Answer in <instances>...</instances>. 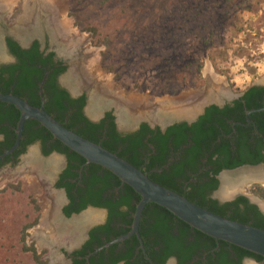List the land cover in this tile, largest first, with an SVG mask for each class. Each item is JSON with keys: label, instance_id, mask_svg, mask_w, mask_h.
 I'll return each instance as SVG.
<instances>
[{"label": "trees", "instance_id": "1", "mask_svg": "<svg viewBox=\"0 0 264 264\" xmlns=\"http://www.w3.org/2000/svg\"><path fill=\"white\" fill-rule=\"evenodd\" d=\"M148 15L144 14L150 18ZM163 16L169 19L167 21H182L183 18L181 13L173 11H169L170 18L168 14ZM160 18L162 19V16ZM210 38H203L204 43H208ZM7 45L17 62L0 68V93L12 94L24 99L33 107H39V85L47 74L42 84L44 110L66 129L117 155L140 169L154 183L185 197L196 206L231 221L264 230V214L246 197H238L223 204L211 198V194L218 188L217 176L221 171L244 165L264 164V111L249 115L250 124L245 118L247 111L264 107V87H248L241 92L242 97L234 101L232 106H209L204 114L190 125L175 124L161 132L159 128L150 129L146 124H141L137 131L122 135L117 132L111 113H107L99 123H91L83 114L85 96L71 99L66 91L58 87L57 78L66 68L53 61L52 53L45 55L40 52L37 42L28 50H22L9 39ZM194 56L182 54L172 62H167L164 65L165 70L158 71L155 75L156 87L147 86L146 89L153 96L160 97L177 94L186 88H201V56L195 59ZM135 89L142 90L139 86ZM19 115L14 106L0 103V135H4L0 153L13 145ZM3 124L7 126L4 127ZM37 142L41 144L45 155L57 152L65 155L69 163L85 162L55 140L39 123L29 120L23 130L19 146L22 148L21 152H24L28 145ZM100 169L102 168L91 165V176L88 178L90 189L95 186L99 188L97 196L90 190L75 210L77 213L88 205L108 210L106 223L90 233L87 246L93 249L95 245L93 250L129 232L136 204L140 201L139 195L125 184L120 189L118 198L104 197L101 201V195L122 183L103 169V176H98L97 171ZM11 188L17 189L12 186ZM250 190L252 194L264 200V188L254 185ZM31 203L35 212L39 213L36 200L31 199ZM71 203L75 204L72 198ZM65 212L69 216L70 213L67 210ZM37 223L36 217L33 223L23 230L21 247L23 252L31 254L35 264H46L34 247L26 244V230ZM191 231L196 230L160 206L148 204L143 210L139 233L152 264H166L170 257L176 258L178 264H200L194 262V259L198 257L201 247L204 246L206 251L210 252L218 245L221 250L209 253L208 264H240L245 257L263 260L260 256L226 242L216 241L198 231L195 232L196 241L192 242L188 237ZM138 247L137 238L132 237L102 250L91 261L92 264H150L142 252L137 251ZM226 248L238 253L239 262L230 260V253ZM73 264H83V259L75 260Z\"/></svg>", "mask_w": 264, "mask_h": 264}, {"label": "rangeland", "instance_id": "2", "mask_svg": "<svg viewBox=\"0 0 264 264\" xmlns=\"http://www.w3.org/2000/svg\"><path fill=\"white\" fill-rule=\"evenodd\" d=\"M39 1L52 4L57 21L68 22L84 37L83 47L75 55L83 78L99 87L105 85L111 95L141 98L145 103L163 97L179 100L209 84L204 75L207 67L221 79L225 91L233 94L264 80V0ZM32 6L30 0H11L0 20L1 36H6L10 27L12 30L25 7ZM169 11L181 13L182 21H167L163 14L169 16ZM182 54L195 55L194 59L201 56L203 86L186 88L174 95L153 96L147 86L156 87L157 72ZM30 152L37 154L36 149ZM13 172L9 174L14 175ZM9 174L0 173V264H35L31 254L22 251L21 235L36 217L41 225L45 200L51 197L44 198L49 186L41 182L44 176L37 171L32 176L14 178ZM246 194L256 196L251 190ZM31 199L36 200L39 213ZM39 227L26 230V244L33 246L48 264L51 249L35 239Z\"/></svg>", "mask_w": 264, "mask_h": 264}, {"label": "water", "instance_id": "3", "mask_svg": "<svg viewBox=\"0 0 264 264\" xmlns=\"http://www.w3.org/2000/svg\"><path fill=\"white\" fill-rule=\"evenodd\" d=\"M20 17V16H19ZM18 17V18H19ZM17 21V20H16ZM15 23V22H14ZM11 28V27H10ZM8 29L7 34L20 45L23 49H28L31 43L34 40H39L41 36H30L26 37L24 41L12 33L11 29ZM0 41H2V51L5 55V63H15L16 59L6 53L5 43L3 35L0 34ZM51 48L55 51V47L52 44L51 39ZM57 58L62 59L68 65V69L60 76L58 85L66 90L72 98H77L82 94H85V106L83 109L84 116L92 123L97 124L104 117L106 112H113V116L116 118L115 124L116 129L121 134H130L137 131L141 124H147L151 129L159 128L162 132H165L167 128L175 124H192L197 121V119L203 115L205 109L211 105L222 107L226 103L238 99L240 94H233L230 90H227L229 96L222 97L215 94L210 99H202L200 102L185 103L183 106L173 107L170 112H167L165 109L161 111H151L145 116H138L135 119L128 121V124L124 127L119 125L118 116H117V107L111 102H106L103 105L95 104V112L91 113L89 108L91 107L90 101V92L87 88H74L68 86L63 82V79L68 75L71 69L70 59L65 56L57 53ZM79 64V61H78ZM47 75V74H46ZM46 75L39 85V96L41 98V104L39 107H33L28 104L27 101L21 99L12 94H2L0 93V103H5L11 106H14L16 110L20 113L19 119L17 121L15 133L16 139L15 143L11 149L6 151L1 158L6 155L11 154L17 147L22 138V133L27 121L32 120L39 123L47 132H49L52 137L63 144L70 151L74 152L81 158L85 160L87 164L96 165L102 169L108 171L113 176L118 178L122 184L129 186L136 194L139 195L140 201L136 204L135 211L133 214V220L130 232L113 240L107 246L122 242L132 236H136L141 248L143 249L142 240L139 236V224L141 221L142 212L146 205L155 204L166 209L174 217L184 222L192 229L205 234L216 241H223L230 245L241 248L245 251H248L252 254L260 256L264 259V230L252 227L250 225H245L229 219L223 218L219 215L211 213L201 207L196 206L195 204L189 202L185 197L165 188L161 185H158L151 181L146 174H144L140 169L132 166L123 159L119 158L117 155L105 150L98 144H94L82 137L78 136L74 132L66 129L61 123L57 122L44 110V98L42 84L45 82ZM84 79V78H83ZM85 80V79H84ZM91 81V80H90ZM253 87H264V80L259 81L252 85ZM209 84L204 88L194 91L195 94H204L208 89ZM164 98V97H163ZM161 99H156L153 102L148 101L150 106H156L157 102ZM175 99L173 97H168ZM180 99V98H179ZM183 99V98H182ZM93 103V102H92ZM194 103V102H193ZM94 104V103H93ZM264 107L260 109L249 110L246 112V121L249 123V115L253 113L263 112ZM32 149H36L40 154V145L38 143L32 145ZM42 160H47L53 157H61L57 153H52L50 157H43L40 155ZM0 158V159H1ZM62 158V157H61ZM241 170H257L259 173L258 177L255 180H246L239 187L235 188H224L222 178L224 175H234L235 173ZM259 170V171H258ZM59 173V168L53 170L51 178L48 179L47 184L52 187L53 183L57 179ZM217 180L219 182L218 188L212 193V198L217 200L220 204L231 202L237 199L238 197H246L251 204H254L258 207L260 212L264 214V201L259 199L256 196H249L246 194L247 190H250L254 185H259L264 188V164H258L255 166L244 165L233 170H223L218 176ZM225 192V196L221 197L220 193ZM63 192V191H62ZM62 205L57 207V212L60 219L63 222H75L78 223V220L81 219L82 215L91 210L96 211L100 214V218L92 221H86L79 224L80 232L77 233V240L72 244V246L60 245L56 249L58 251L60 248H64L67 252L78 248L83 244V240L87 239L88 232L95 226L102 225L106 219V212L101 209H96L93 207H88L85 211H82L79 214H75L70 218L63 217L61 215ZM75 232V231H74ZM51 264V263H50ZM122 264V263H120ZM167 264H175L174 259H170Z\"/></svg>", "mask_w": 264, "mask_h": 264}, {"label": "bare ground", "instance_id": "4", "mask_svg": "<svg viewBox=\"0 0 264 264\" xmlns=\"http://www.w3.org/2000/svg\"><path fill=\"white\" fill-rule=\"evenodd\" d=\"M30 1L33 3V6L30 8L25 7L23 14L17 19L14 24H12V33L17 35L21 39V41H24L26 37L40 36L44 32L50 35L52 44L55 49L61 55L70 59L71 69L68 75L63 79V82L68 86L74 88V90L75 88L78 89L80 87H85L89 90L91 101V107L89 108V111L91 113L95 112V104L103 105L106 102H111L117 107L119 125L121 127H124L132 118L135 119L138 116H145L147 113H149V111L151 112L155 110L159 112L165 109L167 112H170L173 107L183 106L185 103L195 104L196 102H200L202 99L207 100L212 98L213 96L215 97L216 93L222 97L229 96L228 92L225 91L226 89L224 88L221 79L212 74L210 68L208 67L204 71V75L207 78L209 87L204 94H188L183 97V99L181 98L179 100L163 99L158 101L156 103V106H150L148 102L145 103L141 98L123 99L118 96L111 95L105 85L99 87L100 85H94V82L92 80L87 81L83 79V69L81 70V66L78 64L79 59H76L75 55L78 51H80V49H82V40H84V37L77 30H74L71 24H69L68 22L57 21V19L55 18L56 10L52 4H49L47 2L41 3L39 0ZM10 5L11 0H7L5 2L0 1V20L3 19L5 11ZM4 59L5 56L0 50V60ZM58 163L59 161L56 158H50L47 161H40L34 153L30 152V154H28L27 158H25L20 167L13 173L16 176H32L30 173L33 172L32 170L35 167L36 169L37 167H39L40 169H46L47 167H49L51 169L53 167H57ZM258 174L259 173L257 172V170H241L234 175H224L222 178L223 189L226 187L236 189V187H239L246 180H255L259 176ZM56 195H54L55 200L58 199ZM220 196L224 197L225 192L223 191L222 193H220ZM45 203L46 206L43 220L40 229L35 232V235L39 237L40 244L46 243V239H51L50 241H54L55 244H61V241L64 240L62 236H57V233L65 228V223L59 220L53 200L47 199ZM96 217L97 214H92L91 212H89L84 214L82 220H80L78 223L81 224ZM70 231V228L67 229L68 233ZM62 234L63 232L61 233V235ZM70 237L71 236L67 237L68 241H66V243H68V245L76 241L71 240L75 238ZM51 264L59 263L56 259H53Z\"/></svg>", "mask_w": 264, "mask_h": 264}, {"label": "flooded vegetation", "instance_id": "5", "mask_svg": "<svg viewBox=\"0 0 264 264\" xmlns=\"http://www.w3.org/2000/svg\"><path fill=\"white\" fill-rule=\"evenodd\" d=\"M43 36L39 39V40H34L32 43H31V45H30V47L32 46V44L34 43V42H37L38 44H39V50H40V52H44L45 53V55H48V54H50V53H52L53 55H54V57H53V61L55 62V63H60V65H61V67H65L66 68V70L68 69V65L65 63V61L64 60H62V59H59V58H57V54L55 53V51H53L52 49H51V38H50V35L48 34V33H46V32H44L43 34H42ZM41 36V35H40ZM3 38H4V43H5V50H6V53L8 54V55H10V56H12V57H14L15 58V56H13L12 54H11V52H10V50H9V48H8V45H7V40L9 39V40H11V41H13V39L6 33V36H3ZM13 42H15V41H13ZM16 43V42H15ZM19 47H20V45L18 44V43H16ZM30 47L28 48V49H30ZM22 50H28V49H23L22 47H20ZM0 49H2V41H0ZM3 52V51H2ZM4 53V52H3ZM5 56V55H4ZM16 59V58H15ZM76 59H78V57H76ZM5 60V59H4ZM16 62H17V59H16ZM15 62V63H16ZM15 63H5V61H2V60H0V68H2V67H5V66H9V65H13V64H15ZM65 70V71H66ZM62 75V74H61ZM60 75V76H61ZM60 76L57 78V85H58V82H59V78H60ZM58 87L59 88H61L59 85H58ZM61 89H63V88H61ZM64 90V89H63ZM64 91H66V90H64ZM67 92V91H66ZM68 93V92H67ZM68 95L70 96V98L71 99H78V98H80V97H82V96H85V94L83 95H81V96H79V97H77V98H72L71 97V95L68 93ZM240 97L239 98H241L242 97V93H240ZM238 98V99H239ZM238 99H234L233 101H231V102H229V103H226L225 105H223L222 107H219V108H223V107H225L226 105H229V106H232V103L234 102V101H236V100H238ZM212 106V105H211ZM218 107V106H217ZM208 108V107H207ZM84 109V108H83ZM107 113H111L112 114V116H113V112H106L105 114H104V117H105V115L107 114ZM84 114V113H83ZM204 114V113H203ZM103 117V118H104ZM114 117V116H113ZM102 118V119H103ZM245 118H246V116H245ZM101 119V120H102ZM100 120V121H101ZM115 120H116V118L114 117V123H115ZM92 123V122H91ZM248 123V122H247ZM143 124H145V123H143ZM248 124H250V122L248 123ZM147 125V124H146ZM2 126H7L6 124H3ZM148 126V125H147ZM115 127H116V124H115ZM149 127V126H148ZM150 128V127H149ZM16 129V128H15ZM151 129V128H150ZM155 129V128H154ZM117 130V129H116ZM161 131V130H160ZM118 132V131H117ZM162 132V131H161ZM119 133V132H118ZM23 134V133H22ZM121 134V133H120ZM15 135H16V133H15ZM122 135H125V134H122ZM15 139H16V136H15ZM22 139V138H21ZM2 142H4V135H0V144L2 143ZM21 142V141H20ZM14 143H15V140H14ZM14 143H13V145H14ZM38 143V142H37ZM34 144H36V143H34ZM34 144H31V145H28L27 147H26V149H25V151L24 152H21V147H19L20 146V143H19V146L17 147V149H15L11 154H9V155H6V156H4L3 158H1V156L6 152V151H8L9 149H11L12 148V146L10 147V148H8V149H5V150H3L1 153H0V173L1 174H3V175H7V174H9V172L10 173H12L13 171H16L19 167H20V165L22 164V162L25 160V158H27V156H28V154H30V150L32 149V145H34ZM39 145H40V154H39V151H37L36 150V152H37V154H35L36 156H37V158L41 161L42 160V158L40 157V155H42L43 157H45V158H47V157H50L51 156V154L52 153H57V152H51L50 154H48V155H45V154H43V151H42V146H41V144L40 143H38ZM34 149V148H33ZM58 155H60L61 157H57V158H59V159H57L56 157H53V158H56L58 161H59V163H58V166L57 167H53V168H49V167H47L46 169L44 168V169H40L39 167H37V169H36V167L34 168V170H33V172H31L30 174L31 175H34V171H37V173L39 172L40 174H42L44 177H43V179H41V182H43V183H46L47 184V181H48V179L49 178H51V174L53 173V170L54 169H56V168H59V173H58V175H57V179L55 180V182L53 183V185H52V187H50L49 186V184H48V186H49V192L47 193V194H45L44 193V198L45 197H47L48 195H50L51 197H47V199H52L53 200V202H54V204H55V207H56V210H57V207L59 206V205H62V208H61V215H63V217H66V218H70V217H72L73 215H75V214H79V213H81L82 211H85L88 207H93V206H90V205H88L85 209H83V210H81V211H79V212H75V210L80 206V204H81V200L84 198V197H86V195H87V193L91 190V191H93V194L94 195H96L97 196V192H98V190H99V188H97V186H95V188H93V189H90V185H89V177L91 176L90 175V169H91V165L92 164H87L86 162H84V163H80V162H68V159H67V157L65 156V155H63V154H59V153H57ZM78 156V155H77ZM80 157V156H79ZM81 158V157H80ZM83 159V158H82ZM23 160V161H22ZM48 160V159H47ZM47 160H42V161H47ZM96 166V165H95ZM101 168V167H100ZM39 170V171H38ZM104 170V169H103ZM103 171H102V169H100V170H98L97 171V175L98 176H100V177H102L103 176V173H102ZM63 175H65V177H63ZM9 176H11V178H14V177H16V175H11V174H9ZM70 188V190L68 191L67 190V188ZM123 187V184L122 185H115V187H113V189L112 190H110L108 193H106V194H103V196L101 195V201L102 200H104V197H107V198H111V197H116V198H118V196H119V194H120V189ZM63 191V192H62ZM57 194V195H56ZM54 195H56L57 197H58V199H54ZM100 197V196H99ZM71 198H72V200H75V204L74 205H72V203H71ZM211 198H212V194H211ZM213 199V198H212ZM42 200V199H41ZM215 200V199H214ZM262 200V199H261ZM46 201V200H45ZM217 201V200H216ZM218 202V201H217ZM58 203V204H57ZM219 203V202H218ZM43 204H44V200H43ZM72 205V206H71ZM45 206H46V204H44V210H45ZM71 206V207H70ZM93 208H96V207H93ZM96 209H101V210H103V211H105L106 212V219H105V222H104V224L106 223V221H107V219H108V210L107 209H104V208H96ZM65 210H67L70 214H69V216H67L66 215V212H65ZM260 211V210H259ZM89 212H91L92 214L94 213V214H97V219L98 218H100V214L98 213V212H96V211H91V210H89V211H87V212H85L84 214H86V213H89ZM143 213V212H142ZM57 214H58V212H57ZM83 214V215H84ZM83 215H82V217H83ZM43 216H44V212H43ZM43 216H42V220H43ZM82 217H81V219H79L78 220V222L80 221V220H82ZM142 217V216H141ZM58 218H59V220L61 221V222H63L61 219H60V217H59V214H58ZM96 218H92V219H90L89 221H92L93 219L94 220H96ZM41 223H42V221H41ZM65 223V228L62 230V231H60V232H58L57 233V236H62V238H63V240L64 241H61V244L62 245H66V246H71L73 243H71V244H69L68 245V243H66V241H68V239H67V237H69V236H71L70 238H75V239H71V240H77V238H78V236H77V233L76 232H78V234H79V232H80V229L78 228V226H79V224L80 223H75V222H69V223H66V222H64ZM84 223V222H83ZM76 224V225H75ZM104 224H102V225H98V226H95L94 228H92L89 232H88V234H87V239H85V240H83V244L81 245V246H79L78 248H76V249H74V250H72L71 252H67L64 248H60L58 251H56V249L58 248V246H59V244H55L54 243V241H50L51 239H44L45 240V242L47 243V244H43L44 246H46L48 249H51V253H52V257L50 258H48L47 257V262H48V264H50L51 262H52V260L53 259H56L57 260V262L59 263V264H73L74 262H75V260H82L83 259V264H92V261H91V259L97 254V253H99V252H101L102 250H104V249H107V248H109V247H111L112 245H114V244H112V245H110V246H107L110 242H112L113 240H111L110 242H108V243H105L103 246H101V247H99V248H96L95 250H93L94 248H95V245H93V249H91V248H89L88 246H87V243L89 242V240H90V233H91V231L93 230V229H95L96 227H99V226H103ZM132 225V224H131ZM140 225V224H139ZM39 226H41L40 224H37L36 225V228L37 227H39ZM80 227V226H79ZM71 229V231L68 233L67 232V229ZM40 229V227L37 229V230H39ZM130 229H131V226H130ZM139 230V229H138ZM194 230V229H193ZM75 231V232H74ZM63 232V234L61 235V233ZM129 232H130V230H129ZM128 232V233H129ZM196 231H191L190 233H189V235H188V237H189V240L190 241H192V242H195L196 241V237H197V235H196V233H195ZM69 234V235H68ZM127 234V233H126ZM65 235V236H64ZM123 236V235H122ZM139 236H140V233H139ZM121 237V236H120ZM132 237H136L135 235L134 236H132ZM132 237H130V238H132ZM119 238V237H118ZM137 238V237H136ZM35 239L38 241L39 240V237L38 236H36L35 235ZM117 239V238H116ZM129 239V238H128ZM141 239V238H140ZM115 240V239H114ZM127 240V239H126ZM138 240V239H137ZM50 241V242H49ZM70 241V240H69ZM125 241V240H124ZM124 241H122V242H124ZM139 242V241H138ZM119 243H121V242H118V243H116V244H119ZM60 244V245H61ZM201 244V246L203 245V243H200ZM142 245H143V249L141 248V245H140V243H139V247H138V249H137V251H141L142 252V254H143V256H144V258L146 259V260H148L149 261V263L150 264H152L151 263V261L149 260V258L147 257V255H146V251H145V248H144V244H143V241H142ZM202 249H201V251H199L198 252V257H196L195 259H194V262H198V263H200V264H208V262H207V257H208V255H209V253L210 252H218V251H220L221 250V248L219 247V245H218V247H216V248H214V249H211V251L209 252V251H206V249L204 248V246H202L201 247ZM225 250H228L229 251V253H230V260L231 261H233V262H239V255H238V253L235 251V250H233V249H231V248H226ZM80 254V253H82L83 255H81V256H79V255H77V254ZM199 256L201 257V258H199ZM246 258V257H245ZM245 258H243L241 261H240V264H244V260H245ZM247 258H252V257H247ZM170 259H174L175 260V264H178L177 263V259L176 258H174V257H170L167 261H166V264L168 263V261L170 260ZM252 259H254V260H256L257 261V264H264V259L262 260V261H258L257 259H255V258H252ZM120 263H122V264H124L123 262H120ZM120 263H118V264H120Z\"/></svg>", "mask_w": 264, "mask_h": 264}, {"label": "clouds", "instance_id": "6", "mask_svg": "<svg viewBox=\"0 0 264 264\" xmlns=\"http://www.w3.org/2000/svg\"><path fill=\"white\" fill-rule=\"evenodd\" d=\"M244 264H257V261L252 258H245Z\"/></svg>", "mask_w": 264, "mask_h": 264}]
</instances>
